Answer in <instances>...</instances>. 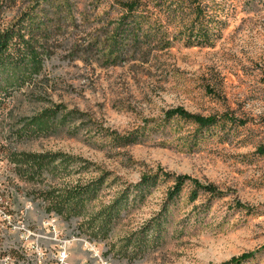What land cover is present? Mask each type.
Wrapping results in <instances>:
<instances>
[{
  "label": "rangeland",
  "instance_id": "1",
  "mask_svg": "<svg viewBox=\"0 0 264 264\" xmlns=\"http://www.w3.org/2000/svg\"><path fill=\"white\" fill-rule=\"evenodd\" d=\"M232 1L237 12L213 47L174 43L151 50L146 61L103 65L96 55L84 61L74 59L69 49L81 48L91 36L106 31L115 5L112 0H75L72 26L61 30L44 60L46 85L14 93L0 114V149L64 151L125 181L160 167L213 183L225 195L212 201L200 223L194 224L191 218L186 225L179 219L190 206L182 198L163 243L127 261L113 254L110 244L116 245L118 237L158 209L167 183L153 189L123 217L108 239L93 242L76 234L77 219L51 221L43 202L33 197V190L49 180L38 184L18 180L0 154V202L4 200L0 219L5 220L0 226V264H99L100 260L107 264H219L251 250L259 251L244 264H264V155L252 153L256 145H264V0ZM26 4L27 0L9 1L4 16L12 17ZM49 102L83 111L92 126L76 135L59 133L21 142L8 135L12 118ZM175 106L246 122L237 134L224 133V141L210 136L195 147L188 145L191 137L186 127L152 130L141 142L126 146H114L107 136L97 134L100 129L124 134L143 119L158 118ZM95 174L89 170L80 177ZM73 178L53 179L50 184L60 186ZM112 190L101 191L88 211L104 203ZM236 201L255 211L237 210ZM6 210L7 215L2 213Z\"/></svg>",
  "mask_w": 264,
  "mask_h": 264
},
{
  "label": "trees",
  "instance_id": "2",
  "mask_svg": "<svg viewBox=\"0 0 264 264\" xmlns=\"http://www.w3.org/2000/svg\"><path fill=\"white\" fill-rule=\"evenodd\" d=\"M9 1L0 0V114L14 93L46 85L42 72L49 47L57 43L62 29L72 26V15L77 9L75 0H27L24 8L7 18L4 12ZM112 1L115 16L107 22L106 31L91 36L81 48L69 49L74 59L84 61L96 55L103 65H115L125 60L146 61L151 50L167 49L174 43L186 47H213L222 37L228 19L237 12L232 0ZM245 122L229 115H201L175 106L163 110L158 118L143 119L139 126L124 134L106 129L98 130L97 134L107 136L114 146H126L141 142L152 130L186 127L191 137L188 145L195 147L210 136L224 141V133L227 136L237 134ZM90 126L91 120L83 111L67 108L60 102H49L28 115L12 118L7 131L14 141L21 142L59 133L76 135ZM252 153L263 156L264 145H256ZM0 154L11 165L18 180L29 184L49 180L46 186L33 190V197L43 202L45 213L64 222L77 219L76 234L93 242L108 239L123 217L140 206L153 189L167 183L158 209L118 237L116 245L110 244L113 254L127 261L141 258L163 243L172 223L173 210L182 198L190 206L179 219L186 225L191 218L194 224L200 223L212 201L225 195L213 183L160 167L140 174L134 181H125L64 151L6 147L0 149ZM89 170L96 174L86 179L80 177ZM70 175L75 176L70 182L60 186L50 184L53 179ZM107 188H113L109 198L88 211L90 203ZM202 196L204 199L197 203ZM234 207L247 213L255 211L239 201ZM2 213L9 214L7 210ZM4 221L0 219V226ZM258 251H246L219 264H244L254 260Z\"/></svg>",
  "mask_w": 264,
  "mask_h": 264
},
{
  "label": "built area",
  "instance_id": "3",
  "mask_svg": "<svg viewBox=\"0 0 264 264\" xmlns=\"http://www.w3.org/2000/svg\"><path fill=\"white\" fill-rule=\"evenodd\" d=\"M49 218H50L51 221H54V219L56 218V216L53 215V214H49ZM85 244H87V245L90 246L89 243H85ZM99 264H107V263H106L104 260H100V261H99Z\"/></svg>",
  "mask_w": 264,
  "mask_h": 264
},
{
  "label": "bare ground",
  "instance_id": "4",
  "mask_svg": "<svg viewBox=\"0 0 264 264\" xmlns=\"http://www.w3.org/2000/svg\"><path fill=\"white\" fill-rule=\"evenodd\" d=\"M94 244V243H93Z\"/></svg>",
  "mask_w": 264,
  "mask_h": 264
}]
</instances>
